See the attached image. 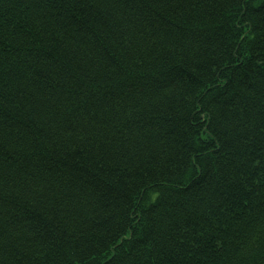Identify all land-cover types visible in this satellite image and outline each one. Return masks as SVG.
Returning <instances> with one entry per match:
<instances>
[{
  "label": "trees",
  "instance_id": "obj_1",
  "mask_svg": "<svg viewBox=\"0 0 264 264\" xmlns=\"http://www.w3.org/2000/svg\"><path fill=\"white\" fill-rule=\"evenodd\" d=\"M0 264H264V0H0Z\"/></svg>",
  "mask_w": 264,
  "mask_h": 264
}]
</instances>
